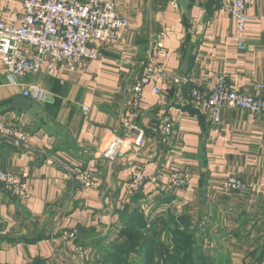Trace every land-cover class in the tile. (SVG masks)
Returning <instances> with one entry per match:
<instances>
[{
    "label": "crops",
    "instance_id": "crops-1",
    "mask_svg": "<svg viewBox=\"0 0 264 264\" xmlns=\"http://www.w3.org/2000/svg\"><path fill=\"white\" fill-rule=\"evenodd\" d=\"M230 2L188 0L183 11L179 0H117L129 26L116 45L95 46L98 60L74 73L60 65L53 75L9 79L0 72V123L29 140L28 150L0 140V173L23 171L27 189L18 198L0 183V264H59L61 255L91 263L96 243L116 240L120 214L132 205L147 223L187 227L212 264H264V114L223 108L215 134L209 113L190 96L193 89L208 95L222 78L239 94L264 98V0L245 10L241 50L223 10ZM21 14L14 0H0V21L17 27ZM157 43L168 53L161 94L144 87L135 111L133 89L144 67L156 64ZM30 87L44 98H27V113L6 110ZM133 114L142 146L124 149L113 162L103 159L125 137ZM163 116L172 123L166 139L158 125ZM49 159L88 171L91 183L70 181ZM134 166L144 177L138 188ZM177 172L188 175V187L173 186ZM229 178L246 190L221 192Z\"/></svg>",
    "mask_w": 264,
    "mask_h": 264
},
{
    "label": "built area",
    "instance_id": "built-area-1",
    "mask_svg": "<svg viewBox=\"0 0 264 264\" xmlns=\"http://www.w3.org/2000/svg\"><path fill=\"white\" fill-rule=\"evenodd\" d=\"M22 8V14L14 22L15 27L0 21V72L9 79L22 78L33 74L53 75L57 65L68 73H74L86 62L98 60L97 44L116 45L129 26L127 17L117 11V0H14ZM254 4V0H232L223 8L224 12L235 23V45L241 50L244 47L246 26L245 10ZM168 58L167 51L161 43L155 45L152 59L155 65L144 67L134 89L136 101L142 95L143 88L151 85L154 96L161 94L160 83L163 81V64ZM263 87L259 86L258 90ZM193 102L201 105L209 113L210 128L219 134L223 126V108L240 109L252 115L264 114V98L245 96L230 89L224 79L217 80L215 88L207 95L193 89L190 92ZM24 98H44L35 87L23 93ZM84 111H88L84 109ZM135 113V112H133ZM135 114L123 125L124 138H116L102 154L107 161H115L123 156L124 149L140 148L144 133L135 123ZM159 131L163 139L172 133L171 120L163 116L159 119ZM0 140L9 143L16 149H29L28 136L0 123ZM47 165H57L66 177L83 186L91 183L88 171L79 167H68L52 160ZM26 173H0V183L5 184L12 195L22 198L27 193L23 179ZM144 177L138 166L132 167V183L139 187ZM173 186H189V177L183 172L174 175ZM221 192L241 193L246 185L241 181L229 178L220 187ZM59 264H74L71 257L61 255Z\"/></svg>",
    "mask_w": 264,
    "mask_h": 264
},
{
    "label": "trees",
    "instance_id": "trees-1",
    "mask_svg": "<svg viewBox=\"0 0 264 264\" xmlns=\"http://www.w3.org/2000/svg\"><path fill=\"white\" fill-rule=\"evenodd\" d=\"M138 202L135 197L133 204L137 205ZM119 223L121 230L116 240L102 246L100 241L97 242V249H100L96 259L84 264H158L160 260L166 264H212L198 253L200 248L188 228L180 226L174 220L161 223L160 220L153 219L147 223L142 212L132 205L124 208ZM168 230L170 231L167 232ZM165 232L171 234V255L168 247L160 241ZM133 257L136 261H133Z\"/></svg>",
    "mask_w": 264,
    "mask_h": 264
},
{
    "label": "water",
    "instance_id": "water-1",
    "mask_svg": "<svg viewBox=\"0 0 264 264\" xmlns=\"http://www.w3.org/2000/svg\"><path fill=\"white\" fill-rule=\"evenodd\" d=\"M187 4L188 0H179V5L183 11L186 9ZM31 106L32 102L30 100L27 98H21L7 105L5 108L6 110L13 111L15 113H27L30 111Z\"/></svg>",
    "mask_w": 264,
    "mask_h": 264
},
{
    "label": "rangeland",
    "instance_id": "rangeland-1",
    "mask_svg": "<svg viewBox=\"0 0 264 264\" xmlns=\"http://www.w3.org/2000/svg\"><path fill=\"white\" fill-rule=\"evenodd\" d=\"M170 230H168L167 232H169ZM167 232H165V233H162V235H161V238H160V241H161V243H163V244H165L167 247H168V253L171 255L172 254V252H173V244H172V238H171V234H169V233H167ZM191 233V232H190ZM194 236V235H193ZM195 239V238H194ZM195 242H197L196 240H195ZM197 245H198V247H199V243L197 242ZM165 256H163V258H164ZM133 259V261H136V258L135 257H133L132 258ZM210 260V259H209ZM158 264H166L165 263V261H163V260H160L159 262H158Z\"/></svg>",
    "mask_w": 264,
    "mask_h": 264
}]
</instances>
